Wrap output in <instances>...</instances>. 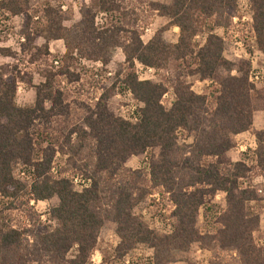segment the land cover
I'll return each instance as SVG.
<instances>
[{
  "label": "trees",
  "instance_id": "16d2710c",
  "mask_svg": "<svg viewBox=\"0 0 264 264\" xmlns=\"http://www.w3.org/2000/svg\"><path fill=\"white\" fill-rule=\"evenodd\" d=\"M237 2L175 0L168 6L138 0L141 8H146L152 17L156 15L168 20L167 25L144 44L142 33L151 24L152 17H142V21L141 14L125 0H98L99 10L110 14L108 28L96 27V16L86 9L74 30L62 26L71 11L63 14L60 7L51 6L30 10L29 0L0 1L1 17L23 16L26 41L34 40L31 28L35 29L36 24L48 28L46 45L43 51H37L39 57L34 59L39 61L43 57L46 64L40 70L44 83L35 88L34 106L21 108L16 103L17 86L23 82L21 76L11 74L5 80L0 77L1 195L18 199L24 191L23 185L12 177L17 160L30 163V141L27 136H22V131L33 118L45 112V103L50 102L53 109L66 103L67 97L60 83H78L81 79L70 70L75 53L81 60L106 66L111 50L122 49L125 65L121 71L124 73L121 88L143 105L137 123L119 118H111L105 123L114 148L113 157L107 160L94 158L90 144L84 140V131L75 126L70 137L75 135L77 141L68 142L67 165L92 180L90 187L82 193L72 191L71 182L62 173L56 178L50 175L51 157L33 165L36 182L29 196L35 201L58 199V206L50 211L57 228L48 234L11 229L0 232V264H19L31 257L36 258L33 261L45 257L50 264H90L106 222L116 224V235L120 240L114 250L116 262L124 261L137 246L145 245L154 250L149 264H169L170 258L166 255L174 247L173 237L151 230L134 214L136 206L153 191L169 196L177 220L175 231L187 239L188 245L192 241L210 240L218 244L221 251L237 253L238 264H264V245L254 239L260 220L247 210L249 204L260 200L253 188L244 187L251 172L257 171L264 179V128L259 132L252 131L254 114L264 113V88L257 90L249 82V71L242 67L238 69V76H231L235 65L224 59L223 40L212 33L214 29H226L231 25ZM250 2L254 36L264 55V0ZM139 23L144 27L137 28ZM205 26H211L212 30L204 46L196 51L194 39ZM54 27L56 30H52ZM171 28H178V42L165 44L162 33ZM53 40H63L66 46L58 68L49 62L48 44ZM136 63L172 75L169 83L174 100L169 109L163 104L168 86L140 81L135 72ZM192 67L202 81L218 85L213 109H209L206 96L193 93L186 84ZM220 70L227 73L225 78L220 77ZM113 92V87L105 90L98 106H103ZM246 132H253L257 142L256 163L251 167L243 161L232 163L227 157L234 148L230 136ZM192 134L191 144L179 142L180 137L189 138ZM152 149H158L159 154L151 160L146 177L139 171L129 174L135 176V181H131L132 178L130 181L119 180L108 174L115 160ZM140 180L145 182V188ZM134 191H137L136 196ZM218 194L225 195V210L214 223L217 233L214 238L203 237L196 229L200 210L210 208ZM28 233L34 236L32 244L27 240ZM74 248L76 256L67 260Z\"/></svg>",
  "mask_w": 264,
  "mask_h": 264
},
{
  "label": "rangeland",
  "instance_id": "374dc122",
  "mask_svg": "<svg viewBox=\"0 0 264 264\" xmlns=\"http://www.w3.org/2000/svg\"><path fill=\"white\" fill-rule=\"evenodd\" d=\"M150 1L168 6H172L175 2V0ZM125 3L133 6L137 10L136 12L141 14L139 16L142 21L144 20L143 18L148 19L152 17L146 8H141L138 0H125ZM243 5L248 4H241L238 0L235 14L228 28L214 29L212 31L213 34L223 40L224 59L235 65L231 76H238V69L241 67L249 71V75L251 71L248 59L242 54L238 56L236 44H238L239 39L235 37L238 36V33L242 29L248 31V35L242 38L244 40L246 37L245 44L248 46L246 51L249 53H253L254 50L260 51L256 38L251 33L253 28L251 30L250 23L238 22V19L241 20V16L248 14V12L242 14L240 7ZM42 6H51L55 9L60 7L63 14L71 11L69 19L64 18L65 21L62 23V26L68 30H74V27L82 19V12L86 9L91 10L96 17H99L100 14L106 15L107 22L104 25L98 23L96 27L100 29L108 28L111 24L110 14L102 13L99 10L98 0H29L30 10H37ZM63 6L65 7L64 10ZM249 15L253 21L252 9ZM166 24L167 20L153 15L151 24L143 30L142 36L144 37L147 34L145 31L148 29L149 35L152 34V40L155 34L165 27ZM21 27H23L21 18L12 21L7 16L4 18L0 16V42L3 46H8L6 49H0V77L3 76L2 79L5 80L11 74L21 76L23 82L18 83L16 103L21 108H31L35 104V88L44 83V79L40 74V70L44 69L46 65L44 64V59L43 57L39 61H34V59L39 57L37 51H43L45 47L44 42L46 43L48 28L42 24H36L35 29L31 28L34 40L28 42L24 39ZM142 27H144L143 23H139L137 28L140 29ZM54 28L52 30H56L57 27ZM211 30V26H205L202 32L196 36L194 39L196 51L204 46L207 35ZM174 36L172 32H169L166 36L165 32L162 33L163 43L176 44ZM111 52L109 61L112 55ZM76 54L72 56L70 61V70L72 73L80 76L81 79L78 83L72 84L61 81L60 88L67 97L66 103L54 109L50 102L45 103V112L33 118L25 125L22 131V136H27L30 141V149L28 150L30 163L26 159L25 162L17 160L12 168V177L23 185L24 191L18 199L6 198L0 194V232L11 229L30 231L33 234H48L57 228V222L50 217V211L58 206V199L53 198L49 201L32 200L29 194L36 182L35 170L34 181L32 182L19 181L17 178L19 170L29 171V168H34L33 165L51 157L52 169L50 175L56 178L59 173H62L63 177L71 182V190L80 193L74 186L73 181L75 178L88 179V177L82 176V173L71 169L67 165L69 156L66 153L68 142L74 143L77 141L75 135L70 137L75 126L84 131L86 135L84 140L90 144L91 153L95 156L94 158L107 160L113 157L114 148L113 139L104 127L105 123L111 120V118H119L127 122L134 119L135 116L139 118V109L143 108V105L136 101L132 102L127 96L126 91L121 88L120 81L124 74H121V71H124L125 63H116L115 65L109 63L106 66L103 65V67L97 68L95 66L92 67L91 64H87L84 62L86 60H81ZM57 57L51 55V58H49V62H52L55 68L61 66V61L64 58V56ZM56 60L59 62L58 66L54 65V61ZM257 65L264 68L263 54ZM154 71V77L145 79L147 76L143 72L140 73L137 67L135 69L140 81H149L153 84L162 83L168 86L169 92L163 98V104L169 109L174 100L173 88L169 83L172 75L162 71ZM219 75L221 78H225L227 73L220 70ZM186 84L193 93L207 97L209 109L215 107V101L218 96L217 91L219 90L218 85L212 84L210 81H202L199 74L195 72L194 67H192L186 78ZM112 87L114 88L112 97L103 103V106L99 107V99L105 90H110ZM255 88L261 90L260 87L257 88L255 86ZM134 108L135 111H133ZM193 137L194 134L190 135L189 138L180 137L179 142L191 144ZM230 140L232 142V136H230ZM158 154V149H152L141 155H126L122 159L114 161L108 174L112 177L115 176L119 180H129V178H132L130 180L135 181V176H130L129 174L139 171L144 173L143 175L146 177L151 160L156 158ZM83 162H80V164H83ZM257 175H259L257 171L251 172L244 187L250 186L253 188L260 200L258 203L249 204L247 210L249 214L259 217L260 226L258 232L254 233V239L260 245H264V183L259 178H256ZM143 180H140V183L145 188L146 184ZM133 194L136 196L137 191H134ZM207 208L208 206L200 210L196 229L201 236H213L212 238H214L217 233V226L214 223H216L217 216L225 210L224 195H217L211 203V207ZM173 211L174 207L169 200V196H163L159 191H153L151 195L146 196L145 200L139 203L134 210V214L151 230L173 237L174 247H171L168 255H166L170 258L169 264H238L237 253L231 250L221 251L219 245L212 243L210 240L202 242L192 241L188 245L187 239L178 236L177 231H175L177 220L173 216ZM26 236L29 244H32L34 236L29 233ZM119 242L120 240L116 235V224L106 222L99 235L97 248L91 257L90 264H149L154 250L145 245L137 246L124 261L116 262L114 260V250ZM75 256L76 248L68 254L67 260H72ZM35 259L34 257H31V261L24 259L19 264H50L45 257L42 260L37 259V261H33Z\"/></svg>",
  "mask_w": 264,
  "mask_h": 264
},
{
  "label": "crops",
  "instance_id": "0c3cea01",
  "mask_svg": "<svg viewBox=\"0 0 264 264\" xmlns=\"http://www.w3.org/2000/svg\"><path fill=\"white\" fill-rule=\"evenodd\" d=\"M239 2L241 4H248L251 6L250 0H239ZM62 8L64 10L65 7L63 6ZM6 16L8 18H10V20H12V21L14 19L21 18L22 23H24L23 16H14V17L9 16V15H6ZM165 20H167V19H165ZM167 23H168V20H167ZM250 27L252 30V23H250ZM147 30L145 32H147ZM169 32L174 33V35H175L174 39L176 40V43H177V40L179 37L178 28H171L169 31L165 32V36L168 35ZM149 33L150 32H148L146 35H144V37L142 36V41L144 44H147L152 38V34L149 35ZM251 33L254 34L253 31ZM164 40H165V38H164ZM44 45H46L45 42H44ZM6 48H8V46H6V45L3 46V44L0 42V49H6ZM256 48H257V45H256ZM48 49H49V53L51 55H55L56 57L58 56L57 58L63 57L66 53V47H65L64 42L62 40H54L52 42L50 41L48 44ZM254 52H255V54H258V55H260V57H262V54L260 51L254 50ZM111 54L112 55L110 57L109 63L114 64V65L116 63H125V57H124L122 49L115 48L112 50ZM84 62H87V61H84ZM87 64H91L92 67H94V65H93L94 63H92V62H89ZM260 85L261 86H257V88H259V87L261 89L264 88V79L262 81V84H260ZM263 128H264V113L263 112H256L253 116L252 131L259 132V131H262ZM232 143L234 144V148L227 154L228 159L232 163H238V162L243 161L249 167L253 166L256 163L254 153L257 149V142H256V138H255V135L253 134V132H246V133H243V134H240L237 136H232ZM256 178H259L260 181H262L264 183V179L261 176L257 175ZM222 195H224V194H222ZM224 197H225V195H224Z\"/></svg>",
  "mask_w": 264,
  "mask_h": 264
},
{
  "label": "built area",
  "instance_id": "2783aa9c",
  "mask_svg": "<svg viewBox=\"0 0 264 264\" xmlns=\"http://www.w3.org/2000/svg\"><path fill=\"white\" fill-rule=\"evenodd\" d=\"M241 9V12L242 14L244 12H248L247 15H243L241 16V20L238 19V22H241V23H253L252 21V18L249 14H251V6L250 5H243L242 7H240ZM106 15L105 14H100L99 17H96V26H98V23H100V25H104V23L107 22V19L105 18ZM236 21V20H235ZM149 30H147L146 33H148ZM248 35V31L246 29H242L240 31V33H238V36H236L235 38L238 37L239 41H238V44L237 47H238V53L240 56V54L244 55L250 65H251V71H250V75H249V82L251 84H253L254 86H258L260 84H262V81L264 79V68H262L261 66L258 67V61L260 59V55L258 54H255V52L253 53H249L247 52L246 50L248 49V46L245 44V38L244 40H242V38L244 36H247ZM258 55V57H257ZM86 63H89V62H86ZM54 65L55 66H58L59 65V62L56 60L54 61ZM95 67L97 68H101L103 67V65L101 63H94L93 64ZM136 67L138 68L139 72H143V74L145 76H147V78L145 79H148V78H152L154 77V74H155V71L153 69H150V68H144L142 65L136 63ZM127 93V96L129 97V99H131L132 102H134L135 100L133 99V95L129 92V91H126ZM135 111V108L134 110ZM138 121V118L137 116L134 117V119H132L131 123H137ZM30 171V172H29ZM29 171H26V170H19L18 171V174H17V178L19 181L21 182H32L34 181V168H29ZM74 186L77 188V191L78 192H83L84 190L88 189L91 185V181L89 179H81V178H75L74 181ZM76 192V191H75Z\"/></svg>",
  "mask_w": 264,
  "mask_h": 264
}]
</instances>
